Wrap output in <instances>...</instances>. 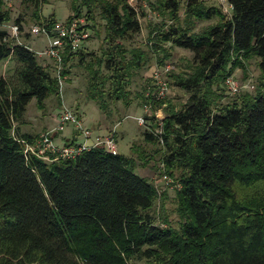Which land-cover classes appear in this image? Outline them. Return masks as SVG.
<instances>
[{
	"label": "trees",
	"instance_id": "16d2710c",
	"mask_svg": "<svg viewBox=\"0 0 264 264\" xmlns=\"http://www.w3.org/2000/svg\"><path fill=\"white\" fill-rule=\"evenodd\" d=\"M22 1L37 8L45 0ZM75 2V13L83 7L87 19L95 12L104 21L106 46L88 60L81 47L65 51L60 74L76 58L86 94L101 111L108 99L128 103L129 78L149 60L119 42L139 32L137 11L128 0ZM1 3L0 60L13 59L15 67L0 76V264H264V0H227L228 15L202 0L148 2L169 21L148 32L155 63L162 65L172 47L191 53L188 72L166 74L185 101L178 109L167 94L152 102V110L163 105V119L159 125L149 113L151 130L142 131L143 142L160 146L164 172L175 173V224L151 211L157 190L134 171L133 158L102 146L73 158L23 151L32 138L15 124L30 98L40 104L58 83L1 28ZM210 18L215 23L194 31L196 21ZM54 22L48 18L46 26ZM252 58L255 92L222 103L224 77L244 72ZM147 87L149 75L136 94L140 104Z\"/></svg>",
	"mask_w": 264,
	"mask_h": 264
},
{
	"label": "rangeland",
	"instance_id": "374dc122",
	"mask_svg": "<svg viewBox=\"0 0 264 264\" xmlns=\"http://www.w3.org/2000/svg\"><path fill=\"white\" fill-rule=\"evenodd\" d=\"M75 1L79 0H45L39 3L37 8L32 3H25L22 0H2L1 9L7 12V20L1 25L14 42L25 45L34 52L37 63L46 66L51 74H55L53 69V60L44 54L49 44L50 36L45 33L33 34L31 26L46 25L48 18L55 22L75 21L81 29H86L88 37L80 43L81 50L86 54L85 60L91 55L98 56L101 48H104L103 20L94 12L93 20L86 18L85 9L79 7L75 13L73 6ZM154 0H128L129 4L137 11V17L140 25L139 32L127 40H119L127 48H136L143 50L144 55L149 58L148 62L135 70L134 75L129 78L128 103L120 99L107 100L108 107L101 111L96 102L86 94L87 77L85 70L76 64V58H73L68 67L67 74L61 79L60 87L57 86L55 91L49 92L40 104L34 97L30 98L25 105L22 118L15 125L17 131L26 134L33 139L43 133H49L52 143L60 147L65 141L73 143H82L84 137L80 130L88 129L91 132L89 138L85 140L86 146L92 145V136L94 134L104 135L112 133L116 141V152L120 155L133 158L134 171L144 176L157 190V198L153 204L152 212L159 217L165 216L171 224L177 220L174 203V190L178 187L173 176L166 174L165 168L161 162L160 146L151 143H145L142 140V131L146 125H139L136 117L142 113L141 104L136 98V94L141 91V87L148 77L150 69L159 66L155 63L157 56L156 50L150 46L148 32L156 31L157 25L164 22L168 24L166 17H162L156 8L149 7L148 2ZM206 6H216L222 8L225 15L229 14L230 8H227V1L219 0H202ZM181 16V10L178 12ZM69 18V19H68ZM216 19H203L195 22L194 31H198L208 25L215 23ZM17 24L20 26L18 29ZM12 35V36H11ZM165 48L169 47L168 43L162 44ZM170 56L162 62L161 66L168 65V72L181 73L188 72L191 65V53L182 48L172 47L169 49ZM91 54V55H90ZM160 55V54H159ZM15 62L13 59L0 60V76L9 77L13 73ZM55 67V66H54ZM242 72L236 68L230 74L235 78L238 84V91L231 94L222 84L221 102H227L237 95L246 91L255 92L258 81V70L255 65V59L252 58L244 66ZM249 84L252 88H249ZM147 89V88H146ZM145 92V91H144ZM185 93L178 87L169 84L168 93L164 99L168 100L178 109L185 101ZM161 101V100H160ZM69 111L75 120H78L79 127L72 122H67L61 131L55 132V127L61 113ZM160 112L163 115V105L150 108V113L154 116ZM159 148V151L157 150ZM53 154V153H52ZM54 155V154H53ZM52 155V156H53ZM127 264H146L142 260H130ZM151 264V263H149Z\"/></svg>",
	"mask_w": 264,
	"mask_h": 264
},
{
	"label": "built area",
	"instance_id": "2783aa9c",
	"mask_svg": "<svg viewBox=\"0 0 264 264\" xmlns=\"http://www.w3.org/2000/svg\"><path fill=\"white\" fill-rule=\"evenodd\" d=\"M221 2L227 0H219ZM227 8H230L227 3ZM222 10V8H221ZM31 32L33 34L37 33H45L50 36V41L48 46L46 47L44 54L51 58L55 65V74L58 86L61 85V79L64 78L60 74L61 66H62V53L71 52L78 48H80V43L88 37V32L86 29H81L77 26L75 21H63V22H54L51 26H40L33 25L31 26ZM12 36V35H11ZM168 65L165 66H155L150 69L149 78L151 80V88L147 87L144 92V96L146 97V101L141 104L142 113L136 117V121L139 125H146L145 128L150 129L149 123L150 121L146 119L145 116L149 115L151 103L162 100V98L168 92V85L166 74L168 71ZM223 86L226 90L233 94L238 91L239 87L235 78L232 75H227L224 77ZM249 88H252V85L249 84ZM154 119L158 121L160 125L161 120L163 119V115L160 112H156L154 114ZM67 122H72L76 127H79L78 120H75L73 115L64 110L59 116V120L57 122L55 129L56 131H61L63 126ZM159 127L154 129L153 133H160ZM80 133L87 139L90 137L91 132L88 129L80 130ZM92 145L86 146L82 143H73V142H65L62 146H55L52 141L49 133H43L39 135L37 138L33 139L31 143H24V152L28 151L32 154H35L38 157L43 159H48L52 154L53 157H63V158H73L76 156L81 150L87 147L94 146H102L111 154H115L116 152V141L114 140L112 133H106L104 135L94 134L92 136Z\"/></svg>",
	"mask_w": 264,
	"mask_h": 264
},
{
	"label": "crops",
	"instance_id": "0c3cea01",
	"mask_svg": "<svg viewBox=\"0 0 264 264\" xmlns=\"http://www.w3.org/2000/svg\"><path fill=\"white\" fill-rule=\"evenodd\" d=\"M85 140H86V139L83 140V143H84V144H86V143H85ZM65 142H68V141H65Z\"/></svg>",
	"mask_w": 264,
	"mask_h": 264
}]
</instances>
